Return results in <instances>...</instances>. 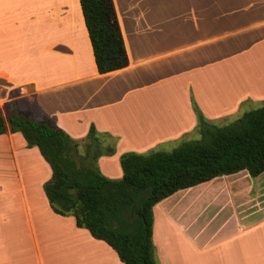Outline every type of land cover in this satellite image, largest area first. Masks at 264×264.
I'll list each match as a JSON object with an SVG mask.
<instances>
[{
  "label": "crops",
  "instance_id": "obj_1",
  "mask_svg": "<svg viewBox=\"0 0 264 264\" xmlns=\"http://www.w3.org/2000/svg\"><path fill=\"white\" fill-rule=\"evenodd\" d=\"M112 4L127 64L98 73L78 0H0V108L15 100L74 139L92 125L114 149L96 165L115 167L122 152L195 132L191 99L210 121L264 101V0ZM240 37L258 47L232 48ZM246 51L260 58L246 59ZM119 172L102 171L108 178ZM237 173L178 190L153 207L156 264H264L263 185L252 193L246 173ZM49 175L19 132L0 134V264H123L72 216L50 209L42 191ZM204 197L197 210L195 200Z\"/></svg>",
  "mask_w": 264,
  "mask_h": 264
},
{
  "label": "trees",
  "instance_id": "obj_2",
  "mask_svg": "<svg viewBox=\"0 0 264 264\" xmlns=\"http://www.w3.org/2000/svg\"><path fill=\"white\" fill-rule=\"evenodd\" d=\"M96 71L124 67L127 57L112 0H78ZM198 137L169 151L119 154V178L101 174L97 157L112 154L113 140L89 126L81 155L78 142L47 116L33 119L15 100L0 108V134L19 132L49 167L42 191L50 209L73 217L78 227L104 241L123 264H156L152 242L153 207L172 193L240 171L264 172V104L230 123L204 118L191 99ZM101 137L108 138L102 144Z\"/></svg>",
  "mask_w": 264,
  "mask_h": 264
},
{
  "label": "rangeland",
  "instance_id": "obj_3",
  "mask_svg": "<svg viewBox=\"0 0 264 264\" xmlns=\"http://www.w3.org/2000/svg\"><path fill=\"white\" fill-rule=\"evenodd\" d=\"M250 42H249V40H247L246 38H244V37H240V38H235V39H233V41H232V44H231V47L232 48H234V47H237V46H240V47H242L240 50H241V53H243L245 50H247V49H251V48H256V47H258L257 45H255V44H249ZM256 46V47H255ZM263 47H264V45H263ZM245 58L246 59H253V58H260V55H256V54H248V52L246 51L245 53ZM260 60V59H259ZM28 90H29V88H28ZM21 106H22V108L23 107H25L26 106V104H24V101H21ZM264 104V101L263 102H258V103H256V104H254V105H249V106H247V108L246 107H244L241 111L239 110L237 113L238 114H232L231 116L229 115V117L227 118V119H224V120H211L214 124H217V125H222V124H227V123H230V122H232L233 120H235L243 111H246V110H249V109H252V108H255V107H258V106H260V105H263ZM198 137V135H197V133L196 132H193V133H191L190 135H188V136H185V137H183L182 139H179L175 144L173 143H165L164 145H155V146H152V147H150V148H147V149H144V150H140V152L139 153H148V152H150V151H154V150H163V151H169V150H171L172 148H174V147H176L179 143H181L182 142V140L183 139H186V140H188V139H194V138H197ZM188 138V139H187ZM76 140H77V142H78V154L79 155H81L82 153H83V150H84V145L86 144V142H87V140L84 138V137H82V138H75ZM101 143L102 144H104V143H106V142H108L109 140H108V138H106V137H101ZM113 162H114V166L115 167H106V166H104V165H102L101 167H102V170H101V167H98L97 165H96V167H97V169H98V171L101 173V174H103L102 173V171H104V172H106V173H111V174H114V172H117V174H119L120 172H119V167H118V163H117V161H114L113 160ZM95 164H96V161H95ZM115 169V170H114ZM244 173V172H243ZM242 172H240V173H237V174H235L234 176L236 177V178H238L239 179V177L241 176V174H243ZM104 175V174H103ZM105 176V175H104ZM247 176V175H246ZM107 177V176H106ZM242 177V176H241ZM114 178H117V177H114ZM247 182L250 184V189H251V191H252V193L255 191V189H256V187H257V185L258 184H262L263 186V189H264V172L262 173V174H260L259 176H257V177H254V178H249L248 176H247ZM224 180V182H228V179H223ZM217 182H220V181H217ZM218 185L217 186H220V185H223V183H217ZM240 185H242L241 183H239ZM239 184H237V185H239ZM235 187H238V186H235ZM236 190H238V188H236ZM252 196V195H251ZM205 198V197H204ZM238 199L239 198H237V200L236 201H238ZM252 200H253V196H252ZM207 200H206V198L205 199H203V201L201 202V198L200 199H198V200H195V202H194V206L196 207V209L197 208H200L202 205H203V203L204 202H206ZM219 202H221V198H218V199H215L213 202L211 201V202H209V204H211L210 206V208H215V207H217V205H218V203ZM198 210V209H197ZM210 213V209L208 208L204 213H203V218L204 217H206L208 214ZM224 214V212H222L221 213V216ZM219 218H221L220 216L218 217V219H217V221H219ZM199 219H201V218H199ZM198 219V220H199ZM200 221V220H199ZM211 225H213V223H211ZM62 247V246H61ZM63 248V247H62ZM154 257L156 258V255H154ZM55 261H57L59 264H63L61 261H60V259L59 258H55ZM65 264H77L76 262H74V261H72V262H70V263H66V261H65Z\"/></svg>",
  "mask_w": 264,
  "mask_h": 264
}]
</instances>
